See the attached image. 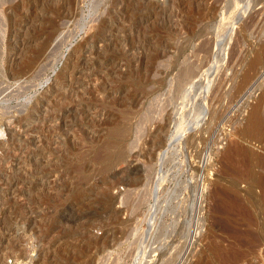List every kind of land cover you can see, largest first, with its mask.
<instances>
[{"label": "rangeland", "instance_id": "1", "mask_svg": "<svg viewBox=\"0 0 264 264\" xmlns=\"http://www.w3.org/2000/svg\"><path fill=\"white\" fill-rule=\"evenodd\" d=\"M254 110L264 0H0V264H264Z\"/></svg>", "mask_w": 264, "mask_h": 264}, {"label": "bare ground", "instance_id": "2", "mask_svg": "<svg viewBox=\"0 0 264 264\" xmlns=\"http://www.w3.org/2000/svg\"><path fill=\"white\" fill-rule=\"evenodd\" d=\"M156 2V1H155ZM161 2V1H160ZM158 3V2H157ZM234 29V28H233ZM56 39H58V38H56ZM103 39V38H102ZM100 40V39H99ZM101 41V40H100ZM54 42H56V41H54ZM144 42V41H143ZM150 45V44H149ZM41 56H42V54H40ZM40 55H38V56H40ZM37 58V57H36ZM41 58V57H40ZM38 60V59H37ZM214 71V70H213ZM210 73V72H209ZM197 75V74H196ZM71 80V79H70ZM76 85V84H75ZM211 86H212V83L210 82L208 85H207V87H206V89H205V91H204V97H202V98H204V101H205V104H204V106H203V110L201 111V117L203 118V119H205V116L208 114L207 113V110H208V106H209V102H207L208 100V95H209V92H210V89H211ZM69 87V86H68ZM188 92V91H187ZM253 105H255V103L253 104ZM260 105V104H259ZM251 110V109H250ZM258 111H259V109H258ZM257 111V112H258ZM248 112V111H247ZM256 112V110H254V111H252V113H251V117H250V120L248 121L247 120V130H245V131H247L248 133H249V135H250V133L253 135L254 134V136H255V133H257L258 132V126L260 127L261 125H259L260 124V122L263 124L264 122H262L263 120H261V119H258V114H256L255 113ZM202 119V120H203ZM201 119L200 120H198V122H196L195 124H193L192 126H190V128L188 129V130H183V131H180L178 134H177V136L175 137V139L170 143V145H169V148L168 149H166V151L164 152V154L162 155V157H160V159H159V165H160V170L158 171L159 172V175H158V177H157V179H156V183H155V187H154V190H153V193L152 194H154V197H155V200L156 201H158V198H159V195H160V192H161V190H162V188H163V186H164V182H165V176L164 175H162V173H163V169H164V167H165V165H166V163H167V161H169L168 160V154L171 152H169V150H171V148H173L175 145H177V144H182V142H187V141H185L186 140V138H187V136L190 134V133H192L196 128H197V125H199V126H201V124L202 123H204V121H202ZM261 120V121H260ZM245 125V124H244ZM264 125V124H263ZM196 127V128H195ZM263 127V126H262ZM245 128V127H244ZM30 129V128H29ZM260 129V128H259ZM243 130V129H242ZM260 130H262V129H260ZM32 131V130H31ZM29 132V131H28ZM259 132H261V131H259ZM26 133V132H25ZM257 134H260V133H257ZM23 135V134H22ZM252 135H250V136H252ZM14 136V135H13ZM248 136V135H247ZM253 136V137H254ZM25 137V136H24ZM190 137V136H189ZM255 137H257V136H255ZM189 139V138H188ZM260 141V140H259ZM191 143V142H190ZM185 144V143H184ZM192 144V143H191ZM184 146V145H183ZM186 146V145H185ZM246 145H242L241 143L239 144L238 142H235V143H232V144H230L227 148H226V150L224 151L225 152V157L227 158V160H229V162L230 163H232L233 164V166H234V168L236 169V174H237V176H238V178L239 179H241V178H243L244 176H245V173H247V167L246 168H243V167H245V162L247 161V158H250V157H253L254 156V154H255V152H253L254 154L252 155V152H251V150H250V148L249 147H245ZM174 149V148H173ZM173 152V151H172ZM171 152V153H172ZM163 153V152H162ZM256 155V154H255ZM250 156V157H249ZM170 157V156H169ZM207 154L206 155H204V158H203V164L204 163H206V160H207ZM254 158V161H255V159H256V157L254 156L253 157ZM253 160V159H252ZM257 160V159H256ZM264 160V159H263ZM203 167V166H202ZM158 174V173H157ZM162 175V176H161ZM236 177V176H235ZM205 173L202 171L201 172V174H200V177L198 178V181L196 182V183H192V181H191V183L190 184H192V185H195L196 187H197V201H198V203L202 200V198H203V195H204V190H205ZM187 188H189V186L187 187ZM237 189V188H236ZM239 192V191H238ZM153 196V195H152ZM233 197V196H232ZM238 198V197H237ZM238 200V199H237ZM227 202V201H226ZM242 204V203H241ZM243 205V204H242ZM227 206V205H226ZM230 206V205H229ZM228 206V207H229ZM237 206H238V208H240L239 207V205H236V208H237ZM231 207V206H230ZM239 210V209H238ZM245 210V212H246V209H244ZM243 211V210H242ZM152 221V220H151ZM150 221V230H153V228L155 227V224L153 223V222H151ZM165 247V246H164ZM159 249H160V247H159ZM26 253H27V251H26ZM25 253V254H26ZM25 254H22V255H25ZM21 255V254H20ZM149 263V262H148ZM5 264H7V260H6V263Z\"/></svg>", "mask_w": 264, "mask_h": 264}, {"label": "built area", "instance_id": "3", "mask_svg": "<svg viewBox=\"0 0 264 264\" xmlns=\"http://www.w3.org/2000/svg\"><path fill=\"white\" fill-rule=\"evenodd\" d=\"M37 249L35 246H29V250L25 255L13 254L7 257V264H36Z\"/></svg>", "mask_w": 264, "mask_h": 264}]
</instances>
